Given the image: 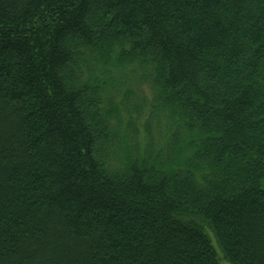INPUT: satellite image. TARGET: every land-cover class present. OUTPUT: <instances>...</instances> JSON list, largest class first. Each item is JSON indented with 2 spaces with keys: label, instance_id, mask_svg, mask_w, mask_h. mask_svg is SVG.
<instances>
[{
  "label": "trees",
  "instance_id": "16d2710c",
  "mask_svg": "<svg viewBox=\"0 0 264 264\" xmlns=\"http://www.w3.org/2000/svg\"><path fill=\"white\" fill-rule=\"evenodd\" d=\"M220 259L264 264V0H0V264Z\"/></svg>",
  "mask_w": 264,
  "mask_h": 264
},
{
  "label": "rangeland",
  "instance_id": "374dc122",
  "mask_svg": "<svg viewBox=\"0 0 264 264\" xmlns=\"http://www.w3.org/2000/svg\"><path fill=\"white\" fill-rule=\"evenodd\" d=\"M140 85H142V86L140 87L141 89L139 90V86ZM134 87H137V88L134 89ZM132 91L134 93V98L133 99H134L135 103H137V105H141L142 108H143V104H147L149 102V92L147 90V85H145L144 83L143 84H134L133 83ZM144 109H146V107L143 108L141 114L139 113L140 115H138L134 111L131 112L132 118L135 119V123H136V125H138L137 126V129H139V131L135 135L136 136V139L141 138V135H143L142 134L143 131H142L141 127H140V123H141V118L143 117L141 115H144ZM120 117H121L120 118L121 119V122L119 123L118 127H120L122 125L121 126V131L119 130V132H120L121 135H123L122 134L123 133V129L122 128L125 127L126 119H127L126 118L127 115L124 113V110H121ZM152 132L155 133V130H153ZM128 142L130 143L131 140L128 139ZM119 145H120L119 148L124 151V148H125L124 145L125 144L121 143ZM218 254H219V251H218ZM220 264H231V263H229V262H227V261H225L223 259H220Z\"/></svg>",
  "mask_w": 264,
  "mask_h": 264
}]
</instances>
